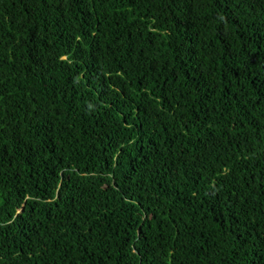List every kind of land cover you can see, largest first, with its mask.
<instances>
[{
    "label": "trees",
    "instance_id": "1",
    "mask_svg": "<svg viewBox=\"0 0 264 264\" xmlns=\"http://www.w3.org/2000/svg\"><path fill=\"white\" fill-rule=\"evenodd\" d=\"M0 264H264V0H0Z\"/></svg>",
    "mask_w": 264,
    "mask_h": 264
}]
</instances>
